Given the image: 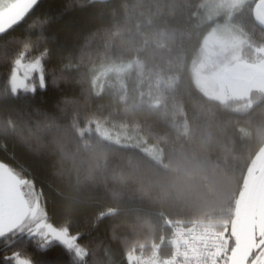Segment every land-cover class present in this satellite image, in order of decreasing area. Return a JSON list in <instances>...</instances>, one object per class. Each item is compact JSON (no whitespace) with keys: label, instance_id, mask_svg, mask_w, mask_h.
Listing matches in <instances>:
<instances>
[{"label":"trees","instance_id":"obj_1","mask_svg":"<svg viewBox=\"0 0 264 264\" xmlns=\"http://www.w3.org/2000/svg\"><path fill=\"white\" fill-rule=\"evenodd\" d=\"M203 1L38 0L0 34V161L43 191L53 224L80 235L77 264H130L131 254L169 236L166 219L223 228L234 218L264 147V96L240 111L241 101L210 99L196 84L204 40L225 21L203 22ZM254 5L231 23L262 46ZM39 55L43 82L14 92L17 60ZM124 64L130 70L97 92L96 72ZM97 125L141 140L157 158L105 139ZM13 252L34 262L53 255L42 257L34 241L0 240V264Z\"/></svg>","mask_w":264,"mask_h":264},{"label":"snow or ice","instance_id":"obj_2","mask_svg":"<svg viewBox=\"0 0 264 264\" xmlns=\"http://www.w3.org/2000/svg\"><path fill=\"white\" fill-rule=\"evenodd\" d=\"M37 4L38 0H0V34L20 24ZM42 64L43 55H39L26 67L31 71L42 68ZM43 195L34 181L0 161V240L6 245L34 241L42 257L53 254L34 262L13 252L5 257L8 264H77L82 254L80 235L50 221ZM210 247L212 264H264V178L252 177L246 183L230 229L215 235ZM69 254L70 261L60 258Z\"/></svg>","mask_w":264,"mask_h":264},{"label":"rangeland","instance_id":"obj_3","mask_svg":"<svg viewBox=\"0 0 264 264\" xmlns=\"http://www.w3.org/2000/svg\"><path fill=\"white\" fill-rule=\"evenodd\" d=\"M254 1L256 5L257 0H204L202 5L203 22H212L220 17H224L225 21L215 25L204 40L201 63L194 73L196 84L210 99L222 103L241 101L235 106L240 111L250 109L264 96V77L257 74L264 73V45L258 46L250 43L246 35L235 29L231 23L236 11L247 3ZM17 61L22 63L18 65L16 62L13 71L11 84L14 92L32 90L35 86L32 80L39 79V82H43V64L42 68L29 71L26 66L33 61L25 60L24 56ZM130 68L131 64H124L111 65L99 69L93 82L96 91H102L104 80L108 76L120 77ZM254 71L257 72L256 76ZM95 129L105 139L115 144L125 147L140 146L146 153L157 158L155 149L148 147L146 144L144 145L141 140L135 137L123 133H113L102 125H97ZM90 163L97 168L95 158L92 157ZM263 169L264 147L251 164L243 190L252 177L264 178ZM104 173L109 175L110 169H104ZM155 176L158 177L154 179L160 178L161 180L164 174L158 172ZM154 183L155 181L151 183V187L158 186L155 185L157 182ZM165 185L167 188L173 189L169 181H166ZM231 223L229 227H231ZM136 256L131 254L130 260H134Z\"/></svg>","mask_w":264,"mask_h":264},{"label":"built area","instance_id":"obj_4","mask_svg":"<svg viewBox=\"0 0 264 264\" xmlns=\"http://www.w3.org/2000/svg\"><path fill=\"white\" fill-rule=\"evenodd\" d=\"M165 226L169 236L135 254L131 264H212L211 239L225 228L210 223L177 224L168 219Z\"/></svg>","mask_w":264,"mask_h":264},{"label":"water","instance_id":"obj_5","mask_svg":"<svg viewBox=\"0 0 264 264\" xmlns=\"http://www.w3.org/2000/svg\"><path fill=\"white\" fill-rule=\"evenodd\" d=\"M254 17H255L257 25L262 30H264V0H258V2L256 3V5L254 7ZM257 74H258V76L264 77V73H257ZM263 171H264V169H263Z\"/></svg>","mask_w":264,"mask_h":264},{"label":"flooded vegetation","instance_id":"obj_6","mask_svg":"<svg viewBox=\"0 0 264 264\" xmlns=\"http://www.w3.org/2000/svg\"><path fill=\"white\" fill-rule=\"evenodd\" d=\"M255 72V71H254ZM255 74V76H256V72L254 73Z\"/></svg>","mask_w":264,"mask_h":264},{"label":"bare ground","instance_id":"obj_7","mask_svg":"<svg viewBox=\"0 0 264 264\" xmlns=\"http://www.w3.org/2000/svg\"><path fill=\"white\" fill-rule=\"evenodd\" d=\"M170 220V219H169Z\"/></svg>","mask_w":264,"mask_h":264}]
</instances>
